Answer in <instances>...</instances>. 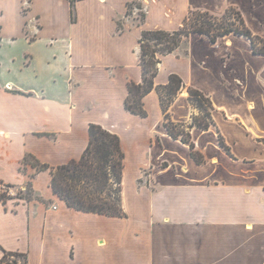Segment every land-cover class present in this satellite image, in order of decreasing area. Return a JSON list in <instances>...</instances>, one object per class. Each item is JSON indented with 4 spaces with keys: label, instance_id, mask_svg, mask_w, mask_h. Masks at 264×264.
I'll use <instances>...</instances> for the list:
<instances>
[{
    "label": "crops",
    "instance_id": "0c3cea01",
    "mask_svg": "<svg viewBox=\"0 0 264 264\" xmlns=\"http://www.w3.org/2000/svg\"><path fill=\"white\" fill-rule=\"evenodd\" d=\"M142 1L140 21L127 15L137 0H78L73 22L69 0H0V185L33 190L30 199L0 201V261L20 253L28 264H264V54L243 35L212 42L192 33L159 55L155 85L171 74L184 83L169 106L173 122L198 114L190 87L212 102L215 124L190 129L198 163L168 133L156 90L143 99L147 117L126 109L128 84L142 82L143 31L177 30L191 9L220 14L233 0L216 8ZM90 124L121 139L126 217L68 207L53 193L50 169L26 160L57 167L80 159Z\"/></svg>",
    "mask_w": 264,
    "mask_h": 264
},
{
    "label": "trees",
    "instance_id": "16d2710c",
    "mask_svg": "<svg viewBox=\"0 0 264 264\" xmlns=\"http://www.w3.org/2000/svg\"><path fill=\"white\" fill-rule=\"evenodd\" d=\"M71 7V20L74 22L75 3L78 0H69ZM134 3L128 4L127 15H131ZM141 8V4H137ZM235 12L233 8H227L221 15H216L209 10H190L183 21V25L173 31L167 30H148L143 31L139 39L140 65L142 68V82H129V95L125 101L127 110L147 117L148 112L144 107V97L153 90L159 94L163 113L165 115L164 125L168 133L175 139H181L188 144L191 155L198 163L204 161L202 155L196 150L195 144L191 140L190 129L197 127L207 130L213 126L212 102L203 92L196 88L188 89L191 103L198 109L190 124L175 123L169 115V106L178 92L184 87L182 78L178 74L169 76V83L165 86H156L155 77L161 62L159 55L175 52L183 43L189 40L192 33L204 34L212 42H216L219 37L231 33L243 35L250 39L253 51L257 54H264V38L254 34L247 26L241 12L235 14L239 19H233ZM146 17L145 12L140 13V21ZM119 23L118 30H122ZM89 144L80 159H75L67 164L57 167H50L43 164L33 156H28L26 160H32V164L38 171L50 169L51 188L53 193L65 201L68 207L84 212L96 213L112 217H126L127 214L123 207V172L125 167V153L122 142L117 134H114L98 124L89 126ZM220 144L227 150L222 137ZM3 184V183H2ZM13 187L11 184H4ZM25 198L33 197V190L27 188ZM12 196L7 192L0 193V201L6 202ZM9 255L21 256L20 253H6L4 258Z\"/></svg>",
    "mask_w": 264,
    "mask_h": 264
},
{
    "label": "rangeland",
    "instance_id": "374dc122",
    "mask_svg": "<svg viewBox=\"0 0 264 264\" xmlns=\"http://www.w3.org/2000/svg\"><path fill=\"white\" fill-rule=\"evenodd\" d=\"M257 1L258 0H233L232 1L233 5H227L228 3H225V7L221 5L223 8L220 7L218 9H221L222 12L218 10V13L219 12H221V13L216 14V15L221 16L226 11L227 8H233V9H235V12L233 13L232 17H233V19H237L236 21H237V23H239V19L235 13L237 11L241 12V9H239V7L240 8L243 7L242 9H245V10L244 11L242 10V11L244 13H246L245 17L248 18V21L251 24H253L256 29H259L260 31H262L264 33V0H263V4L259 5L258 7L253 8L252 6H255L257 4ZM261 1L262 0H259V2H261ZM202 2L205 4L208 3L209 5L210 4L214 5V7L216 8V6H217V4H219L220 0L219 1H217V0H202ZM225 2H227V1L225 0ZM138 3L141 4L140 9L136 7ZM205 8L206 7H204V8L201 7V9H198V10H205ZM213 11H215V10H212V13H213ZM132 12L135 13V17H137V19L140 18L141 12H146V9H145V6H144V3L142 0H137L135 5H133ZM241 14H242V12H241ZM11 190L13 191L12 195H14V196H18V195L24 193V190L21 188L12 187ZM1 193H2V191H1ZM0 264H25V259L21 256L9 255L8 257L1 260Z\"/></svg>",
    "mask_w": 264,
    "mask_h": 264
},
{
    "label": "built area",
    "instance_id": "2783aa9c",
    "mask_svg": "<svg viewBox=\"0 0 264 264\" xmlns=\"http://www.w3.org/2000/svg\"><path fill=\"white\" fill-rule=\"evenodd\" d=\"M11 189H12L11 187H7L4 184L0 185V193H1V191H2V193L6 191L8 195L12 196L13 191Z\"/></svg>",
    "mask_w": 264,
    "mask_h": 264
}]
</instances>
